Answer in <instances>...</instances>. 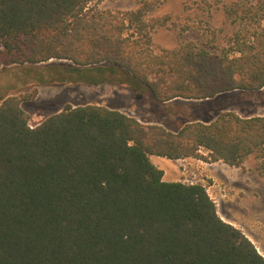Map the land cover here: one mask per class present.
<instances>
[{"label": "trees", "instance_id": "1", "mask_svg": "<svg viewBox=\"0 0 264 264\" xmlns=\"http://www.w3.org/2000/svg\"><path fill=\"white\" fill-rule=\"evenodd\" d=\"M92 1L0 0V65L21 64L20 85L122 83L161 103L264 96V27L238 35L235 55L194 42L158 54L153 6L112 11ZM241 15L261 25L264 0L242 3ZM23 100L0 96V264H264L204 184L165 180L151 159H264V114L229 110L170 131L117 108L67 104L33 126ZM214 104L191 106L197 114Z\"/></svg>", "mask_w": 264, "mask_h": 264}, {"label": "rangeland", "instance_id": "2", "mask_svg": "<svg viewBox=\"0 0 264 264\" xmlns=\"http://www.w3.org/2000/svg\"><path fill=\"white\" fill-rule=\"evenodd\" d=\"M252 1L93 0L91 5L112 11L135 10L145 3L153 6L146 17L155 24L152 29V48L155 53L177 50L184 44L194 42L212 53L228 52L235 55L238 52L233 49L238 35L241 39H251L255 31L264 27V20L258 25L249 17L239 16L241 4ZM232 7L237 14L229 13ZM49 63L73 65L71 61L61 59H52ZM17 66L21 64L0 65V96L9 92L10 95L24 97L22 105L30 114L33 126L67 104L94 103L117 108L143 124L162 125L170 131H177L184 124L195 120L212 121L229 110L244 117L264 114V96H258L255 91H236L237 94L232 96L233 101L222 107H218L226 102L221 99L222 94L207 99L179 97L161 103L147 90L136 91L122 83L20 85L25 72L22 73L19 68L14 70ZM29 75L38 77L39 74L31 71ZM41 75L46 76L44 72ZM212 101L215 104L211 108L197 114L191 106L193 103L206 104ZM201 154L207 155L208 152L203 148ZM164 168L166 180L204 184L216 201L221 217L241 228L264 255V159L252 154L240 166H233L222 160L187 157L173 160Z\"/></svg>", "mask_w": 264, "mask_h": 264}, {"label": "crops", "instance_id": "3", "mask_svg": "<svg viewBox=\"0 0 264 264\" xmlns=\"http://www.w3.org/2000/svg\"><path fill=\"white\" fill-rule=\"evenodd\" d=\"M151 159L157 166H159L163 170H165V166H168L170 162H173V159L158 155H151Z\"/></svg>", "mask_w": 264, "mask_h": 264}]
</instances>
